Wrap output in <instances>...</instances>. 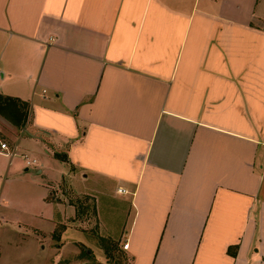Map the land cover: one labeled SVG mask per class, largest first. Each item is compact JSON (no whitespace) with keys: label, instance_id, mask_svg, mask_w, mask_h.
I'll return each instance as SVG.
<instances>
[{"label":"crops","instance_id":"1","mask_svg":"<svg viewBox=\"0 0 264 264\" xmlns=\"http://www.w3.org/2000/svg\"><path fill=\"white\" fill-rule=\"evenodd\" d=\"M259 1L0 0L5 173L59 162L45 203L88 198L130 264H264Z\"/></svg>","mask_w":264,"mask_h":264},{"label":"rangeland","instance_id":"2","mask_svg":"<svg viewBox=\"0 0 264 264\" xmlns=\"http://www.w3.org/2000/svg\"><path fill=\"white\" fill-rule=\"evenodd\" d=\"M260 6L264 7V1H259L258 8ZM0 143H5L9 149L11 147L7 140H0ZM0 161V264H130L128 260L119 263L108 260L101 254L104 252L97 243L100 233L98 230L97 234L91 210L83 208L85 212L77 216L76 208L74 214H64L60 209L66 210L65 204L57 208L45 203L48 196L46 187L49 186L46 180L58 178L59 162L48 163L43 175L37 173L40 160L39 165L31 167L28 172H24L21 164L16 174L7 175L4 169L8 158L0 156ZM64 187L59 186L54 191L63 203V196L70 193ZM76 199L70 201L75 202ZM102 217H116L117 220L116 214ZM54 220H58V224L53 230ZM117 243L124 251L120 242Z\"/></svg>","mask_w":264,"mask_h":264},{"label":"trees","instance_id":"3","mask_svg":"<svg viewBox=\"0 0 264 264\" xmlns=\"http://www.w3.org/2000/svg\"><path fill=\"white\" fill-rule=\"evenodd\" d=\"M30 105L28 102L21 101L18 98L4 96L0 94V116L9 121L11 124L21 129L25 126L28 116H29ZM56 157L61 161H67L65 155L56 154ZM88 198L80 199L77 198L76 201L72 202V205L76 208L77 216L82 215L85 211H92V203L87 201ZM87 205H84L86 204ZM79 205V207H78ZM85 208V211L84 209ZM93 215L94 213L91 212ZM96 224V222H95ZM98 234L97 224L95 225ZM97 243L101 250H103L104 255L108 260H116L118 263L123 260H129L128 256L119 249V244L117 241L112 240L109 237H101L97 235ZM236 247H232L228 250V253L235 256Z\"/></svg>","mask_w":264,"mask_h":264},{"label":"built area","instance_id":"4","mask_svg":"<svg viewBox=\"0 0 264 264\" xmlns=\"http://www.w3.org/2000/svg\"><path fill=\"white\" fill-rule=\"evenodd\" d=\"M0 153L4 154L6 156H13L14 155V153L8 148V146L5 143H0ZM21 157L26 162L27 167L35 166V161L30 159L27 155L23 154V155H21ZM119 192H125V191L119 190ZM127 248H128V244L125 243L123 245V249L126 250Z\"/></svg>","mask_w":264,"mask_h":264}]
</instances>
